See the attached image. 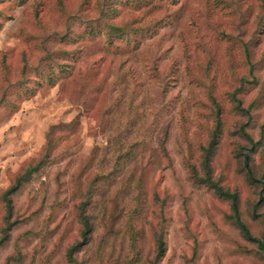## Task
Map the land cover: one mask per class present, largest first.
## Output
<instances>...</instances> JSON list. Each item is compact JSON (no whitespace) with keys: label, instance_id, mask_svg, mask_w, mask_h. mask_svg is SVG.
<instances>
[{"label":"rangeland","instance_id":"rangeland-1","mask_svg":"<svg viewBox=\"0 0 264 264\" xmlns=\"http://www.w3.org/2000/svg\"><path fill=\"white\" fill-rule=\"evenodd\" d=\"M207 173L264 240V0H0V264H264Z\"/></svg>","mask_w":264,"mask_h":264},{"label":"trees","instance_id":"trees-1","mask_svg":"<svg viewBox=\"0 0 264 264\" xmlns=\"http://www.w3.org/2000/svg\"><path fill=\"white\" fill-rule=\"evenodd\" d=\"M210 150H211V147L208 149V153H209V154H210ZM248 159H249V155L246 156V161H247ZM205 163H206V165H207V168H209V166H208V157H206ZM246 163H247V162H246ZM194 175L197 176L196 172L194 173ZM248 175H249V179H250L251 181H258V180H255L256 178H254V177L252 176L251 172H249ZM23 178H24V177H23ZM23 178L20 179V180L17 182V184H16L14 187H12V188L10 189L9 192H10L11 194L14 193V192L18 189V187L20 186L21 181L23 180ZM200 181H201V183H206V185H210V187L214 188V189L216 190V192H217L219 195H221V196H223V197H226V198H228V199L231 201V204H232V210H233V212H234L233 217H234V219H235V222H236L237 226H238L239 229L241 230L242 234H243L244 237H245L246 239H248L249 241H251V242H255V243H258L259 247L262 248L263 251H264V240H261V239H259V238L254 237V236L251 234V232H250V230L248 229V227L246 226V224L242 221V219H241V217H240V214H239V209H238V204H237V197H236V195H234V194H232V193H230V192H228V191H224V190H223L218 184H216V183H214V182L212 181V179L209 177L208 173H207V179H206V180H200ZM262 183H263V190H262V192H261L260 199H259V201H258V204H256V205H255V208L253 209V210H254V215H253V216H254L255 218H257L258 215H259L256 211L260 208V206H261V205L263 204V202H264V196H263V193H264V182H262ZM7 201H8L7 208H8L9 213H10V211L12 210V203H11L10 199H8V198H7ZM84 225H85V230H86L85 233H87V231L90 229V227H89V223L87 222V220L84 221ZM163 247H164V244H163V243H160V254H159L158 258H160V257L163 255V252H164V250H163L164 248H163Z\"/></svg>","mask_w":264,"mask_h":264}]
</instances>
